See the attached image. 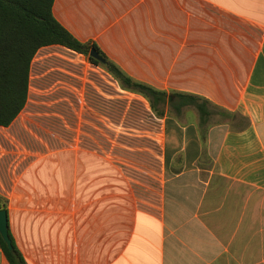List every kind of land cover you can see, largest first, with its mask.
Segmentation results:
<instances>
[{
    "label": "crops",
    "instance_id": "1",
    "mask_svg": "<svg viewBox=\"0 0 264 264\" xmlns=\"http://www.w3.org/2000/svg\"><path fill=\"white\" fill-rule=\"evenodd\" d=\"M53 12L135 79L250 124L216 122L203 140L190 110L158 118L85 55L41 48L25 108L0 125V196L27 263L264 264V0H55Z\"/></svg>",
    "mask_w": 264,
    "mask_h": 264
},
{
    "label": "trees",
    "instance_id": "2",
    "mask_svg": "<svg viewBox=\"0 0 264 264\" xmlns=\"http://www.w3.org/2000/svg\"><path fill=\"white\" fill-rule=\"evenodd\" d=\"M55 0H0V125L10 126L25 108L29 96L32 61L37 52L46 46L61 45L85 55L89 61L110 73L123 90L143 96L148 100L158 118L179 117L186 108H194L203 140L215 124L212 117L219 111L225 120L238 122L242 127L250 124L239 113L221 110L209 99L189 92L160 90L137 80L113 61L96 42H82L55 17ZM95 48L105 60L90 56ZM217 108L218 111L211 108ZM224 121V120H223ZM7 200L0 196V210ZM14 249L10 250L0 235V241L9 264H28L10 235Z\"/></svg>",
    "mask_w": 264,
    "mask_h": 264
},
{
    "label": "rangeland",
    "instance_id": "3",
    "mask_svg": "<svg viewBox=\"0 0 264 264\" xmlns=\"http://www.w3.org/2000/svg\"><path fill=\"white\" fill-rule=\"evenodd\" d=\"M152 13H153V11H151L150 12V16H152ZM130 14H134V12L133 11H131V10H126L125 12H124V14H122V15H119V20H121V26L122 25H124L125 27H127V28H125L124 30V34L128 37V34H129V25H127L126 24V21L127 20H129V17H130ZM134 26V25H133ZM137 26V25H136ZM120 29V28H119ZM101 42L103 43V45H104V47L110 52V53H112L114 56H116L118 59H120L122 62H126L127 60H128V52H127V50L124 48V46L122 45V46H120V45H118L119 44V42H116L111 36H110V34H103V35H101ZM213 103V102H212ZM214 104V103H213ZM214 105H216V104H214ZM216 106H218V105H216ZM221 110H226V111H229V110H227L226 108H224V107H221V106H218ZM212 110L214 109V110H216V111H218V109L217 108H211ZM185 110H190L191 111V113L192 114H196L197 115V117H198V119H199V115H198V113H197V111L194 109V108H192V107H188V108H186ZM174 116V115H173ZM223 120H225V117H223L220 113H219V111L218 112H216V114L212 117V121H211V123H216V122H219V121H223Z\"/></svg>",
    "mask_w": 264,
    "mask_h": 264
},
{
    "label": "water",
    "instance_id": "4",
    "mask_svg": "<svg viewBox=\"0 0 264 264\" xmlns=\"http://www.w3.org/2000/svg\"><path fill=\"white\" fill-rule=\"evenodd\" d=\"M90 56L92 58H95L98 61L104 62L105 60L100 55V53L97 51V49L93 48L90 52ZM0 235L7 244L8 248L10 250L14 249L12 239L9 234V219H8V213L6 209L0 210Z\"/></svg>",
    "mask_w": 264,
    "mask_h": 264
}]
</instances>
